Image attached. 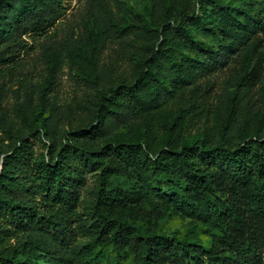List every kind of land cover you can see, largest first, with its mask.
<instances>
[{
	"label": "trees",
	"instance_id": "16d2710c",
	"mask_svg": "<svg viewBox=\"0 0 264 264\" xmlns=\"http://www.w3.org/2000/svg\"><path fill=\"white\" fill-rule=\"evenodd\" d=\"M70 1L0 0V73ZM151 1L128 20L98 0L45 56L38 99L0 122V264H264V14ZM64 59L94 95L53 101Z\"/></svg>",
	"mask_w": 264,
	"mask_h": 264
},
{
	"label": "rangeland",
	"instance_id": "374dc122",
	"mask_svg": "<svg viewBox=\"0 0 264 264\" xmlns=\"http://www.w3.org/2000/svg\"><path fill=\"white\" fill-rule=\"evenodd\" d=\"M242 6L243 0H224ZM248 2L250 0H247ZM255 7V13L264 14V0H252ZM251 2V1H250ZM151 0H107V5L118 18L131 20L134 14L144 11L151 6ZM101 8L98 0H73L66 3V12L58 23L50 29L43 37L37 40L27 38L28 46L22 49L20 65L11 73L3 71L0 73V122L6 124L9 117H14L15 112L22 105H28L27 99H38L36 89L40 79L46 77L45 56L49 52L65 49L69 47L73 40L78 37L85 26L92 25L99 16ZM120 42L112 44L104 51L102 66L107 68L117 59L116 49L121 50ZM128 52L123 50L125 55V66L122 70L131 73V63ZM264 55V47L261 50ZM65 54V52L63 53ZM264 74V61L262 63ZM224 78V77H223ZM221 78V81L223 80ZM56 84L51 88L54 89L56 100L54 102L60 105H66L73 102L82 101L84 98L94 95L95 86L83 79H80L76 73L74 65L63 60L62 65L55 72ZM259 96L264 93V76L263 81L257 87ZM53 96V95H52ZM16 119V118H15ZM187 223L179 219H172L168 223L169 230H176L185 227Z\"/></svg>",
	"mask_w": 264,
	"mask_h": 264
}]
</instances>
